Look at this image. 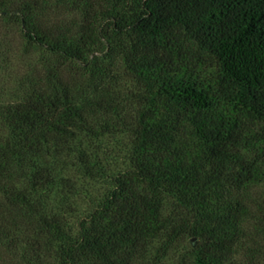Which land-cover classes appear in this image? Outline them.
Wrapping results in <instances>:
<instances>
[{
    "label": "trees",
    "instance_id": "1",
    "mask_svg": "<svg viewBox=\"0 0 264 264\" xmlns=\"http://www.w3.org/2000/svg\"><path fill=\"white\" fill-rule=\"evenodd\" d=\"M48 2L0 4L42 56L0 104V256L160 264L190 237L176 264H264V0H115L74 30L43 23ZM118 66L137 89L128 105L105 83ZM119 133L128 167L72 227L60 172L94 176L82 140Z\"/></svg>",
    "mask_w": 264,
    "mask_h": 264
},
{
    "label": "rangeland",
    "instance_id": "2",
    "mask_svg": "<svg viewBox=\"0 0 264 264\" xmlns=\"http://www.w3.org/2000/svg\"><path fill=\"white\" fill-rule=\"evenodd\" d=\"M42 13L45 24L61 26L64 29L74 30L84 21L100 14H106L115 0H48ZM6 0H0V4ZM120 0H118V4ZM20 39L16 27L11 29L0 22V104L12 103L20 100L22 93V79L28 73V60L38 63L41 53L27 46ZM107 71L105 83L110 85L119 94V99L125 105L130 103L132 93H136L132 80L125 74L121 66L112 67ZM105 84V85H106ZM22 89V90H21ZM89 156V165L95 171L92 177L85 176L78 166L68 171H61L60 177H67L75 186L73 196L69 197L72 213L69 214V223L74 227L77 221L87 212L92 211L104 199L111 189V179L128 167V157L131 149V139L127 133L107 134L97 137H87L82 140L80 147ZM79 148V149H80ZM66 164L75 163V158L65 160ZM60 187L55 188L54 203L59 202ZM175 201L168 198L163 206V217L172 218L178 223L181 213L175 208ZM194 240L186 237L176 244L168 256L160 264H176L179 254L188 250ZM157 246V244H155ZM18 253H8L0 256V264H19Z\"/></svg>",
    "mask_w": 264,
    "mask_h": 264
}]
</instances>
